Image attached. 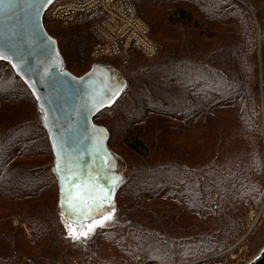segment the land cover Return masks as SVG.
Listing matches in <instances>:
<instances>
[{
    "label": "trees",
    "instance_id": "obj_1",
    "mask_svg": "<svg viewBox=\"0 0 264 264\" xmlns=\"http://www.w3.org/2000/svg\"><path fill=\"white\" fill-rule=\"evenodd\" d=\"M243 1L254 9L255 18L237 0H133L152 39L157 34L163 37L160 56L130 63L126 89L95 119L109 130L112 150L115 130H119L124 144L139 158L125 172L113 206V226L123 231L121 243L127 241V234L133 235L131 259L142 253L151 264H190L214 255L235 242L244 230V223L234 224L219 216L252 205L258 207L262 202L264 160L259 141L257 49L259 37L264 51V0ZM89 15L75 20L64 50L45 24L58 42L65 65L70 64L68 48L73 49L81 67L92 65L94 42L86 27L101 15ZM61 34L67 35L65 31ZM9 66H0V202L14 207L12 213L39 217L42 223L36 225L37 248L42 247L51 256L40 262L35 255L27 256L30 250L24 246L23 234L2 223L0 264H21L24 260L26 264H68L70 259L73 264H99L95 239L107 236L95 233L86 243L75 245L65 234L55 235L58 223L48 191L55 177L50 168L52 149L35 96ZM261 74L264 91V55ZM108 113L109 119H104ZM42 156L45 159L36 161V165L30 162L32 157ZM55 187L54 201L58 204V185ZM154 201H162L154 208L147 205L154 209L148 213H160L157 223L178 217L192 220V226L180 230L188 229L187 235L193 236H181L176 241L173 236H160V228L148 227L150 220L142 222L145 214L141 210H146L145 203ZM216 202L221 203L218 216L204 211ZM47 205L51 217L43 215ZM209 216L210 220L206 219ZM199 223L207 229L219 228L220 234L227 230L225 240L205 234ZM45 224L48 227L43 230ZM175 224L172 222V226ZM104 232L109 233V229ZM207 238L210 247L206 250L176 256L174 246L189 240L202 243ZM41 242L51 244L45 247ZM58 256L61 263L55 261Z\"/></svg>",
    "mask_w": 264,
    "mask_h": 264
},
{
    "label": "water",
    "instance_id": "obj_2",
    "mask_svg": "<svg viewBox=\"0 0 264 264\" xmlns=\"http://www.w3.org/2000/svg\"><path fill=\"white\" fill-rule=\"evenodd\" d=\"M56 1L0 0V53L6 56L0 64H9L36 98L53 153L59 211L82 230L111 210L125 179L126 162L110 148L109 130L95 119L121 96L128 81L107 62L94 63L82 76L64 67L58 42L44 22ZM237 1L255 18V11ZM77 194L91 212L73 201ZM249 264H264V248Z\"/></svg>",
    "mask_w": 264,
    "mask_h": 264
},
{
    "label": "rangeland",
    "instance_id": "obj_3",
    "mask_svg": "<svg viewBox=\"0 0 264 264\" xmlns=\"http://www.w3.org/2000/svg\"><path fill=\"white\" fill-rule=\"evenodd\" d=\"M61 1H73V0H61ZM243 2H245V1H243ZM247 6L254 11V9L249 4H247ZM262 7H264V6H262ZM77 18H79V17H77ZM77 18L75 19L76 21H78ZM75 20L71 23L63 24L60 21H56V20L51 19L49 17V15L47 17V13L45 15L44 22L47 26L48 31L60 40L61 47L63 50H64V47L67 46V44L70 40V36H68V35L70 34V32H72L71 27L73 25H75V23H76ZM144 22L147 24L146 21H144ZM92 24H93V22L91 24L87 25V27H86L87 28L86 31H87L88 36H89L90 28H91ZM59 31H61L60 34H59ZM64 31L66 34H67V31H69L68 34L66 35V37H64L61 34ZM257 32H258V27H257ZM167 35L172 37L168 32H167ZM150 38H151V40H153L155 43H157L160 46V51H161L162 47H161L160 41H162V39H163L162 35L157 34V35H154L153 39L151 36H150ZM66 51H67L66 58H67L68 62L70 61V64H69V66L64 65V67L76 76H82L94 64L91 60L92 65L90 67L89 66L81 67L80 66L81 62H80V60H78V62H77L76 54L73 53V49L68 48ZM259 51H262L263 54L262 55L259 54ZM263 55H264V51L262 50V47L260 45V40L258 37V49H257L258 86H259V93L258 94H259V101H260V105H261V109H259L260 110L259 114H260V118H261L260 130H259V141H260L261 153H262L263 160H264V118H263L264 91H263V86H262L263 85V78H262V74H261V56H263ZM159 56H160V52L156 57L147 59V58H144L145 56L142 55L141 53L134 52L133 54H127L126 56H123L120 58H115L114 60L111 59L112 61L109 60L107 63L113 65L117 70H119L125 76V75H127V73L129 71H131V64L130 63H132L133 61L138 59V60H143V61L148 62L147 60L158 59ZM73 60H75V61H73ZM3 65H5L7 67L9 66V64H4V63L0 64V66H3ZM132 68H134V67L132 66ZM109 117H110L109 113L107 115L103 116L104 119H109ZM100 122H101V120L97 121L96 123L100 124ZM121 133H122L121 131L115 130V138H114L112 148L114 151H116V153L118 155L123 157V159H125V161L127 162V165L129 167H126V169H125V172H126L129 170V168H132L130 165L134 166V164L139 161V158L132 152L131 149H129L124 144L123 135ZM43 159H45L44 156L39 157V158L32 157L30 159V162H33V165H36V161H40ZM52 167H53V161L50 164L51 169H52ZM55 178L56 177H54V179H52L51 182H52L53 186L51 188H49L48 191L51 194L50 203L52 205V208H55L53 217H54L55 221L57 219L56 223H58V225H57L58 229H55V231H56L55 235L57 237H60L61 235L65 234L68 237V239H70L72 242H74L75 245H78V244H82V242L86 243L87 238L90 235L93 236L95 233H97L98 235L103 234V235L107 236V238L100 239L98 236L95 239V243L97 245L95 252L98 254V259L100 261L99 264H151V263H149L148 257L143 255L142 253L139 254L136 259H131L130 255L132 254V251L135 248V246L131 243V239H130L131 236H133V235L127 234V236L125 237V238H128L127 241L121 243V237H122L121 233H123V231L121 229H119V226H117V228H115V226H113V220L115 218V213L113 214V212H111L112 219L104 222L103 225L95 224V226L93 227L94 222L87 223L83 227L82 231H87L90 227L92 230L90 232H88V235L86 238L81 237L79 239H74L72 236H70L68 226L71 225V226L76 227L78 229H79V226L66 221L63 218V216L61 215V213L59 211L58 204L54 201L55 194H56L55 193V190H56L55 186L58 185V184L56 185L57 179H55ZM263 192H264V189H263ZM58 193H59V189H58ZM241 198H242V196H241ZM58 199H59V195H58ZM161 202L160 201H154L153 203H145V206H146L145 209L146 210H143V209L141 210V213L145 214L142 218V222L144 220H150V222H148L149 223L148 227L160 228V236H162V237L173 236V237H175L176 241L181 236L182 237H184V236L185 237H192L194 233L187 235L186 231H188V229H186L184 232L181 231L182 229H185L189 226H192L193 225L192 220L182 221V220H179V217H178V218H175L173 220L170 219V220H168L169 222H166L163 224L159 221H158V223H157V221H155V219L161 217L160 213H157L154 211L148 213L149 210H154V209H150V207L147 205L152 204V206L154 208L158 204H160ZM129 204H131V203H128V205ZM49 206L50 205H47L48 209L46 208V210H43V215L51 217V212H49ZM13 208L10 205L9 206L6 205L4 203V201L0 202V224L8 223L12 227L19 230L21 234H23V236L25 238V241H23L25 244L24 246L27 250H30V253L26 254L27 256L33 257V255H35L37 257L36 261H39V262L46 260L45 258L50 257L51 254H48L47 253L48 251L43 250L42 247L37 248L38 245H37L36 239H35L37 236H39L38 229H37L38 227H36V225L37 224L40 225L42 223V222L40 223L38 221L39 217L38 216L30 217L29 215L24 214V213H20V212L12 213L10 210ZM160 210L163 211L166 209L162 208ZM208 210L210 213H212L214 215L216 214L215 216H218V214H220V212H222L221 211V203L220 202L210 203V205H208L206 207V210L204 208V211H208ZM107 211H110V210H107ZM230 212H231V214L228 216L222 215L219 217H223V220H225V221L230 220L234 224H237L240 222L244 223L243 233L238 237V239L235 242L228 245L226 247V249H223L214 255L204 257L201 260L194 261L190 264H194V263H196V264H249L263 250V248H264V193H263L262 202L258 207H257V205H252L249 208H244V209H240L239 211H230ZM202 213H204V212L202 211ZM210 218H211V216L207 217L206 219L210 220ZM62 219L64 221L62 223H59L60 221H62ZM172 222H175L176 224L174 226H172ZM206 223H207V221L205 220L204 225ZM106 224L110 225V226L106 227ZM142 224L146 226V224H144V223H142ZM204 225H203V227H201L202 225H201V223H199L197 226L201 227V231L204 232L205 234H211L212 236H214L215 237L214 239L225 240L226 235L228 234L227 230H225L224 233L220 234V233H217L219 231V228H215L214 230H211V228L207 229ZM42 226L44 228L43 230H45V228L48 227V224H45ZM178 226H182V228H177ZM165 227H170L171 229H168L170 231L165 230ZM105 229H109V233H105L104 232ZM130 229H132V228L130 227ZM176 230L179 232L177 233ZM43 242H45V241H43ZM43 242H41L40 244H43L45 247H49V244H51V242H48V243H43ZM214 242L216 243V241H214ZM209 247H210L209 238L202 241V243H199V242L193 243L192 240H189V243H183L181 245L174 246L176 256H178L179 254H182L185 256L195 255V252L206 250ZM56 252L57 251H54V254H56ZM166 254H167V252H166ZM171 258H172V256L167 257V259H171ZM55 261H59L61 263L62 262L61 256H58ZM24 262H25V260L21 264H26L27 261L25 263ZM52 262H54V261H52ZM52 262H51V264H52ZM94 262H96V261H94ZM53 264H56V263H53ZM68 264H73L71 262V259L69 260ZM159 264H164V263L161 261Z\"/></svg>",
    "mask_w": 264,
    "mask_h": 264
},
{
    "label": "built area",
    "instance_id": "obj_4",
    "mask_svg": "<svg viewBox=\"0 0 264 264\" xmlns=\"http://www.w3.org/2000/svg\"><path fill=\"white\" fill-rule=\"evenodd\" d=\"M99 14L90 28L94 45L90 52L93 63L108 62L131 51L154 58L160 46L150 38L149 26L139 17L133 0H73L51 5L48 15L63 24L81 15Z\"/></svg>",
    "mask_w": 264,
    "mask_h": 264
},
{
    "label": "snow or ice",
    "instance_id": "obj_5",
    "mask_svg": "<svg viewBox=\"0 0 264 264\" xmlns=\"http://www.w3.org/2000/svg\"><path fill=\"white\" fill-rule=\"evenodd\" d=\"M48 3H51V0H47ZM0 57L6 58V56H3L2 53H0ZM19 59L21 60V62L23 61L22 57H19ZM106 198V197H105ZM73 201H79L81 205H83V208L86 209L87 211L91 212L92 208L88 205V203L85 201L84 197L77 194L74 198ZM115 208L112 207L110 211H106V214H103L99 217L98 220L94 221L93 227L95 226V224H100L103 225L104 222L109 221L112 219V215L111 212H114ZM68 230H69V235L72 236L74 239H79L81 237H87L88 232H90L92 229L91 227L87 230V231H82L79 230L76 227H73L71 225L68 226Z\"/></svg>",
    "mask_w": 264,
    "mask_h": 264
}]
</instances>
